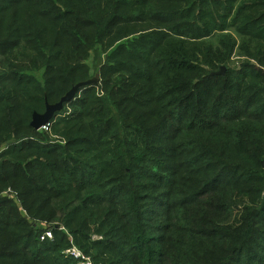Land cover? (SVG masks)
Returning a JSON list of instances; mask_svg holds the SVG:
<instances>
[{"label":"trees","instance_id":"16d2710c","mask_svg":"<svg viewBox=\"0 0 264 264\" xmlns=\"http://www.w3.org/2000/svg\"><path fill=\"white\" fill-rule=\"evenodd\" d=\"M3 143L0 264H264V0H0Z\"/></svg>","mask_w":264,"mask_h":264},{"label":"water","instance_id":"95a60500","mask_svg":"<svg viewBox=\"0 0 264 264\" xmlns=\"http://www.w3.org/2000/svg\"><path fill=\"white\" fill-rule=\"evenodd\" d=\"M224 67L221 66L219 71L215 72V74L223 73ZM97 82V78L93 77L88 80L80 81L74 84L57 102L49 103L45 100V109L43 112H33L31 115L30 126L34 130H39L41 128H45L51 119L55 116V114L62 110L64 105L72 100L78 90L86 85L94 84ZM262 166L264 167V160H262Z\"/></svg>","mask_w":264,"mask_h":264},{"label":"rangeland","instance_id":"374dc122","mask_svg":"<svg viewBox=\"0 0 264 264\" xmlns=\"http://www.w3.org/2000/svg\"><path fill=\"white\" fill-rule=\"evenodd\" d=\"M97 78V77H96ZM72 109L70 108V107H68V106H65V108L64 109H62V110H60V111H58L56 114H55V118H58V117H60V116H63V115H66L68 112H70ZM34 138H36V139H34V140H41L40 139V136H38V135H34L33 136ZM50 139L51 140H55L56 139V137L55 136H53V135H51V133H50ZM45 143V142H44ZM43 143V144H44ZM57 143H58V141H57ZM8 143H3V144H0V150L4 147V146H6ZM7 190H11V191H13V189H11L10 187L9 188H7L5 191H7ZM94 238H99V237H97V236H95ZM69 251V250H68ZM71 251H72V253H74L73 255H75V254H79L77 257H79L82 253L79 251V250H77L76 248H73V249H71Z\"/></svg>","mask_w":264,"mask_h":264},{"label":"built area","instance_id":"2783aa9c","mask_svg":"<svg viewBox=\"0 0 264 264\" xmlns=\"http://www.w3.org/2000/svg\"><path fill=\"white\" fill-rule=\"evenodd\" d=\"M46 128V127H45ZM44 236L48 237V238H52V234L51 231L47 230L44 232L43 234ZM74 254V253H73ZM79 254H75V256L77 257Z\"/></svg>","mask_w":264,"mask_h":264}]
</instances>
